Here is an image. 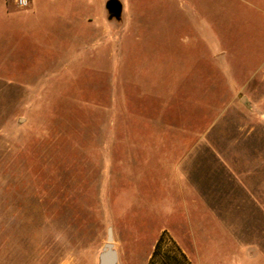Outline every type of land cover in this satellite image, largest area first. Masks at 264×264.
<instances>
[{
	"label": "rangeland",
	"instance_id": "rangeland-1",
	"mask_svg": "<svg viewBox=\"0 0 264 264\" xmlns=\"http://www.w3.org/2000/svg\"><path fill=\"white\" fill-rule=\"evenodd\" d=\"M102 1L71 50L69 0H0V264H100L107 243L117 264H264V0ZM153 119L213 128L198 173L234 231L191 260L160 247L169 171L146 158L199 137Z\"/></svg>",
	"mask_w": 264,
	"mask_h": 264
},
{
	"label": "crops",
	"instance_id": "crops-1",
	"mask_svg": "<svg viewBox=\"0 0 264 264\" xmlns=\"http://www.w3.org/2000/svg\"><path fill=\"white\" fill-rule=\"evenodd\" d=\"M100 1L104 14V2L102 0ZM93 2L94 0H69L67 3V8L71 11V18L68 19V24L71 28L67 30L76 39L74 42L66 43V46L71 50L74 48L77 49L76 42L78 37L81 38L85 35L90 25H96L98 27L96 24L98 23L97 18L91 23V20L87 16L88 13L83 11L91 8ZM86 13L87 15H85ZM96 13L99 14L98 11ZM96 35L97 41L102 40L103 42L104 25L101 27L100 37L98 36V32ZM118 44L120 45V42ZM94 47L98 49L100 44H96ZM117 69H120V66H117ZM150 84L154 89L160 88L159 86H161L160 82H151ZM153 94L156 95L153 96V99L160 98L158 92L153 91ZM146 98L148 100V97ZM198 103L193 104V107L198 105ZM168 104L170 109L172 104ZM198 109L199 107H197ZM153 121V125L158 124V121H160V127L155 128V131H158L161 136H164L165 133H171L175 137H183L191 134L199 137L196 141L186 142L187 148L182 153L175 154L169 152L168 157L162 154L160 158H146V164L153 161L158 163L159 161V164H162V167L169 171L167 176H163L160 179L162 188L160 189L161 198L159 207L162 210V218L165 220L161 233H169L170 235H167L170 237L161 241L160 247L164 248L167 242L174 243L175 247L181 249L191 260L186 249L213 248L220 240L217 235L218 233H231L234 231L230 225H225L224 223L218 224L216 208L210 203L211 200L208 193L209 182L207 180L202 181L198 173L200 164L197 162L199 161L200 151L202 148L206 149L207 152L212 150L213 144L210 137L212 136L213 128L210 126L201 134L199 130L186 128L184 125H168L162 122V119H158L157 122L153 119ZM183 143L181 142L182 145ZM161 145L163 146L162 142ZM157 242L158 240L152 247L155 248ZM192 263L194 264L193 261Z\"/></svg>",
	"mask_w": 264,
	"mask_h": 264
},
{
	"label": "water",
	"instance_id": "water-1",
	"mask_svg": "<svg viewBox=\"0 0 264 264\" xmlns=\"http://www.w3.org/2000/svg\"><path fill=\"white\" fill-rule=\"evenodd\" d=\"M106 7L110 13V17L114 16L119 18L122 13V4L119 0H108ZM109 239H112L111 232L109 233ZM111 243L106 244V250L100 255V264H117V254L113 250Z\"/></svg>",
	"mask_w": 264,
	"mask_h": 264
},
{
	"label": "built area",
	"instance_id": "built-area-1",
	"mask_svg": "<svg viewBox=\"0 0 264 264\" xmlns=\"http://www.w3.org/2000/svg\"><path fill=\"white\" fill-rule=\"evenodd\" d=\"M17 2L21 7L28 5V0H17Z\"/></svg>",
	"mask_w": 264,
	"mask_h": 264
}]
</instances>
